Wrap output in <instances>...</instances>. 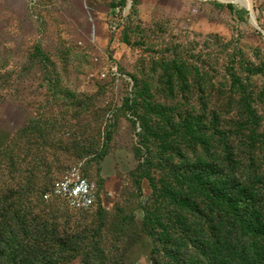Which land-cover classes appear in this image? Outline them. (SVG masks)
Masks as SVG:
<instances>
[{"label":"rangeland","instance_id":"obj_1","mask_svg":"<svg viewBox=\"0 0 264 264\" xmlns=\"http://www.w3.org/2000/svg\"><path fill=\"white\" fill-rule=\"evenodd\" d=\"M247 2L0 0V264H170L184 221L205 228L226 136L264 169V0ZM70 174L91 208L54 193Z\"/></svg>","mask_w":264,"mask_h":264},{"label":"trees","instance_id":"obj_2","mask_svg":"<svg viewBox=\"0 0 264 264\" xmlns=\"http://www.w3.org/2000/svg\"><path fill=\"white\" fill-rule=\"evenodd\" d=\"M230 142L226 136L225 163L204 173L208 205L200 203L193 211L205 218L206 230L191 231L184 221V231L171 236L180 250L170 264H264V169L257 168L251 155L240 161Z\"/></svg>","mask_w":264,"mask_h":264},{"label":"built area","instance_id":"obj_3","mask_svg":"<svg viewBox=\"0 0 264 264\" xmlns=\"http://www.w3.org/2000/svg\"><path fill=\"white\" fill-rule=\"evenodd\" d=\"M54 193L72 210H87L95 203L91 182L81 176L65 175L55 186Z\"/></svg>","mask_w":264,"mask_h":264},{"label":"bare ground","instance_id":"obj_4","mask_svg":"<svg viewBox=\"0 0 264 264\" xmlns=\"http://www.w3.org/2000/svg\"><path fill=\"white\" fill-rule=\"evenodd\" d=\"M238 1H245L247 4V9H249L250 7H249V4H248V2H247V0H238Z\"/></svg>","mask_w":264,"mask_h":264}]
</instances>
